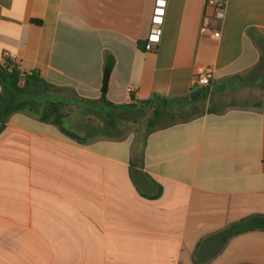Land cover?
<instances>
[{"label":"crops","instance_id":"crops-1","mask_svg":"<svg viewBox=\"0 0 264 264\" xmlns=\"http://www.w3.org/2000/svg\"><path fill=\"white\" fill-rule=\"evenodd\" d=\"M213 14L206 0H0V63L12 53L71 108L61 126L0 124V264H264L249 227L264 217V0ZM205 15L218 39L199 34ZM198 66L213 72L204 88ZM143 107L149 127L155 110H192L126 132Z\"/></svg>","mask_w":264,"mask_h":264},{"label":"trees","instance_id":"trees-1","mask_svg":"<svg viewBox=\"0 0 264 264\" xmlns=\"http://www.w3.org/2000/svg\"><path fill=\"white\" fill-rule=\"evenodd\" d=\"M114 65L112 56L104 58L103 73L100 87L99 101L111 105L105 100L109 77ZM264 66V61H263ZM0 124L13 113L25 112L37 116L39 120L61 126L63 118L69 114L71 108L66 104L54 99L51 94L52 86L44 82L34 73L24 74L18 70L17 65L5 58L0 63ZM161 100V98H158ZM82 103H91L89 100H79ZM161 112L154 111V118L159 119ZM155 124L150 122V126ZM67 134L71 135L69 132ZM249 227L264 230V217L256 218Z\"/></svg>","mask_w":264,"mask_h":264},{"label":"built area","instance_id":"built-area-1","mask_svg":"<svg viewBox=\"0 0 264 264\" xmlns=\"http://www.w3.org/2000/svg\"><path fill=\"white\" fill-rule=\"evenodd\" d=\"M206 5L213 9V17L216 20H221L223 18L225 0H206ZM164 15V3L158 2V5L154 9L153 17L151 20V25L149 29V34L147 41L144 45L145 51H152L155 47V44L158 43L161 33V26L163 23ZM209 19L208 16H203L200 32L199 34L204 36H211L213 39H218L220 37L219 31H214L209 28ZM6 58L11 60L14 63V55L7 54ZM213 77V72L210 68L204 66H198L194 69L192 86L195 88H204L206 87Z\"/></svg>","mask_w":264,"mask_h":264},{"label":"rangeland","instance_id":"rangeland-1","mask_svg":"<svg viewBox=\"0 0 264 264\" xmlns=\"http://www.w3.org/2000/svg\"><path fill=\"white\" fill-rule=\"evenodd\" d=\"M190 110L192 109H182L181 111L175 112L167 110V113H164L163 116L157 120V124L152 127H149L147 123L148 120L153 117L152 108L143 107L137 111H127L124 115V120L121 119L120 121H124L126 132H135L137 133V136L141 137L148 133L150 130H154L163 125H168L170 123H175L187 119L189 117L188 112H190Z\"/></svg>","mask_w":264,"mask_h":264}]
</instances>
